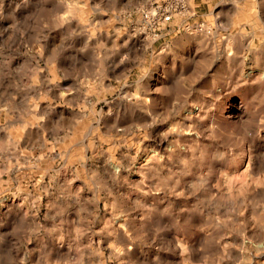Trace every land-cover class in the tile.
<instances>
[{"label": "rangeland", "instance_id": "obj_1", "mask_svg": "<svg viewBox=\"0 0 264 264\" xmlns=\"http://www.w3.org/2000/svg\"><path fill=\"white\" fill-rule=\"evenodd\" d=\"M0 264H264V0H0Z\"/></svg>", "mask_w": 264, "mask_h": 264}, {"label": "built area", "instance_id": "obj_2", "mask_svg": "<svg viewBox=\"0 0 264 264\" xmlns=\"http://www.w3.org/2000/svg\"><path fill=\"white\" fill-rule=\"evenodd\" d=\"M176 14L171 7L156 5L142 14V22L154 37L166 36L174 31Z\"/></svg>", "mask_w": 264, "mask_h": 264}]
</instances>
